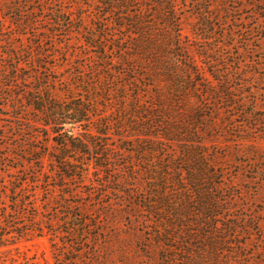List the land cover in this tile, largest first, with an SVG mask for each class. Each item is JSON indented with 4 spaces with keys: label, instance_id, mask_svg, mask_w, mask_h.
<instances>
[{
    "label": "trees",
    "instance_id": "1",
    "mask_svg": "<svg viewBox=\"0 0 264 264\" xmlns=\"http://www.w3.org/2000/svg\"><path fill=\"white\" fill-rule=\"evenodd\" d=\"M0 112V250L47 236L56 264H264L223 165L233 145L264 181V0H0Z\"/></svg>",
    "mask_w": 264,
    "mask_h": 264
},
{
    "label": "rangeland",
    "instance_id": "2",
    "mask_svg": "<svg viewBox=\"0 0 264 264\" xmlns=\"http://www.w3.org/2000/svg\"><path fill=\"white\" fill-rule=\"evenodd\" d=\"M66 5L72 6V3L70 1H66ZM189 30L188 25V27H186V31L190 32ZM69 38L72 37L70 36ZM62 39L65 40V38ZM72 46H76V44H73ZM236 49L237 48L233 49V46L227 49L229 52L228 55L231 53L228 57L229 64L233 62V51L236 52ZM248 56L249 54L247 55V58ZM67 70L69 71L70 68H67ZM0 117L2 118L1 125L9 124V121L7 120L8 117H6L2 112H0ZM228 131L230 132L233 130L228 129ZM1 142L3 143L5 140H1L0 138V143ZM229 149L231 150L229 151L230 157L227 161L223 162V165L227 172L232 171V174H236V177H234V184H236V186L233 189L237 193V197H235L233 201V210L228 214H231L232 216H245V214L249 217L255 216L259 220H262L261 228L264 232V181L259 186L258 183L256 184L249 181L248 175H250V173L248 171H244L243 174L237 173V171H241V167L245 166H241L236 162V160L245 162L247 157L237 149L234 151L233 145H230ZM238 165H240V167H237ZM113 186L119 185L115 184ZM244 222L245 221L242 220L239 224L242 226ZM253 223L254 221L250 219L247 224ZM117 227L122 233L123 242L135 244L140 242L139 237L141 235V231L138 229V222L133 219L129 211L123 210L120 212ZM12 256H15L18 260L16 262L17 264H21L25 258H34V260L39 262V264H56L51 241L47 236L25 241L20 244L19 248L13 249L12 252L0 250V264H12ZM261 256L264 258V252Z\"/></svg>",
    "mask_w": 264,
    "mask_h": 264
}]
</instances>
